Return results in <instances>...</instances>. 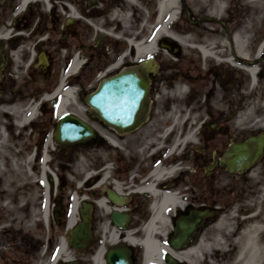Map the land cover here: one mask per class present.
<instances>
[{
  "label": "flooded vegetation",
  "instance_id": "af4514ba",
  "mask_svg": "<svg viewBox=\"0 0 264 264\" xmlns=\"http://www.w3.org/2000/svg\"><path fill=\"white\" fill-rule=\"evenodd\" d=\"M0 1V104H26L31 100H39L44 94L55 90L60 74L68 68L73 56L85 57L84 30L80 34L79 30L74 29L76 21L69 24L64 20L62 24L55 15L49 14L53 13V9L45 13L42 5H30L19 13L23 0ZM217 1L208 0V8L214 9ZM249 7L255 9V5ZM8 9L17 11L9 20ZM235 11L238 10L226 9L222 18L214 17L213 12L207 20L222 24ZM250 12L256 11L250 9ZM245 14L244 11L240 14V18L245 19L244 25L233 32H239L238 39L245 45L242 67L257 68L254 86L244 72L240 74V82H247L250 86L248 93L244 88L240 89L241 97L244 96L242 104L246 109L256 107L253 115L250 118L242 117L238 132L227 131L226 122L222 119L216 123L211 117H206L201 120L203 126L195 139L196 144L182 148L179 146L180 138L185 135L177 132L164 134L160 131L159 119L170 112L172 105L170 102L162 104V96L156 84L161 76L148 73L149 105L141 126L132 132L114 131L102 135L103 138H97L95 163L84 164L80 170L79 222L86 224L84 219L89 217L90 238L81 241L80 251L72 250L73 259L79 264H88L86 260L96 250L102 251L103 261L108 252L116 253L115 264H118V257L124 264H264V228H248L254 223L245 219L247 214L255 210L261 213L263 209L259 215H264V149L258 160L250 161L245 170L229 172L225 166L219 165L220 160L227 164L230 159L228 153L235 143L244 150L246 146L253 150L256 145L247 144L249 139L264 133L260 129L264 120V71L261 70V61H246L248 58H257V49L264 39V32L254 29L252 20L248 19L249 14L248 17ZM229 37L227 32L220 39ZM42 54L46 65L42 61ZM30 56L33 58L31 64L23 71L21 67L25 66ZM158 70L159 74L161 66ZM82 73L73 77V81H80ZM208 75L217 76L220 85H226L229 78L228 74L211 69ZM225 76L228 78L224 79ZM81 90V85L77 84L78 98ZM200 102L208 106L210 101L200 97ZM52 108L53 103L49 101L41 104L40 112L46 115L47 110ZM167 124L165 121L164 125ZM212 124L218 129L217 133L206 131ZM151 127L153 131L147 132ZM105 138L112 140L115 146L108 148L103 142ZM181 151L186 152L188 161H191L182 170L177 165L180 158L175 156ZM213 161L216 165L207 173L205 169ZM156 172H169V175L155 182L154 190L166 193L183 189L176 199L184 202L185 206L174 213L169 227L144 229L142 226L148 217L145 213L137 215L134 209L139 203L149 205L158 200L141 192V188L150 183ZM188 176L189 182L186 181ZM6 177L10 179L6 185L12 188L0 182V264H50L52 254L46 252V249L40 256L42 246L35 240L32 243V238L23 234L16 227V222L22 215L27 218L34 215L52 218L53 210L47 207L39 212V207L31 204L28 206L27 200H22L28 199V195L33 194L32 190L38 187L27 185L28 180L21 184L11 180L8 174ZM109 191L124 204H112L107 197ZM42 199L43 195L37 194L34 202L39 204ZM48 201H52L50 195ZM116 208L125 209L123 213L127 220L123 228H117L112 223L111 215L116 212ZM189 215L193 221L197 219L195 228L175 248L173 241L182 234L177 229V220ZM224 218L230 228H214ZM145 240H149L155 247L149 259L146 258ZM190 249L194 252L185 256ZM25 257L31 261L25 260Z\"/></svg>",
  "mask_w": 264,
  "mask_h": 264
},
{
  "label": "rangeland",
  "instance_id": "374dc122",
  "mask_svg": "<svg viewBox=\"0 0 264 264\" xmlns=\"http://www.w3.org/2000/svg\"><path fill=\"white\" fill-rule=\"evenodd\" d=\"M61 1H68L70 4H73L78 13L82 15L81 18L83 19L75 24L74 29L77 31L79 30L80 34L81 31L84 30L83 41L85 43V47L87 48V52L85 53V59L87 60V63L86 68L83 70L82 78L80 79V81H73L72 78L69 79L72 84L81 85L82 93L79 98L77 97L75 99L74 104L71 103L67 107V111L72 112L78 118L91 124V126L98 134L100 132H111L109 128L105 127L94 117V112L85 104L84 100L87 95H89L96 89L99 83L97 79L98 75L100 73L103 74L106 68L114 63L115 58L119 54L121 55V51L124 49V46H126V43L121 40L113 41L115 37L109 34V36L107 37L110 39L106 38L104 40L105 42H103V44H105L103 45L105 46L104 48L101 46L100 50H94L91 47L95 46L97 34L99 31L105 32V34L113 32L119 33L118 35H121L120 31L118 30L121 29L120 26L122 27V25L130 26L131 36H136L138 31H140L141 29L143 31V34L147 36L146 30L152 29L156 24L155 17L158 0H133L134 3H130L128 0ZM182 1L184 5H181V3L178 2L180 14L177 22L168 27L169 32L172 31L180 35L178 36V40H180V42L166 41L165 44L169 45L170 49L164 48L160 50L158 48V52L151 56H153L155 63H157L159 66H162L159 72V75L161 77L156 83L159 86V84L162 82V87L160 89V95L162 96L163 100L162 104L165 105L169 102H172L174 113L175 110L177 113L179 109L181 117H184L187 112H189V124H187V128L182 129V131H186L183 133H192L191 135L193 141L191 142L196 143L197 141L194 139L195 136L197 137V134L200 132L199 121L201 120V118L203 119L204 116L207 115L208 117H211L213 122L216 123L219 121V119H222L226 122L225 129L227 131L238 132L240 131L239 128L242 123V117H249L253 115V111L256 110V107H247L246 109L242 104L244 96L241 97L240 89L244 88L243 90H247L248 93L250 88L247 82L245 84L240 82V73H242L241 70H239L238 67H231L229 64H226L224 58L220 57L221 55L219 56V54H221V52L226 49V45H228L231 50L230 58L233 59L234 64L240 65V63L238 62L240 60L236 55L239 54V45L241 44L235 42L232 43L230 40L228 41V43H226L224 41L226 39L222 40V42L219 38L221 36H224L223 33H226L227 31H230L229 33H231L235 29H239L244 25L243 21L245 19L243 17L242 19L240 18V14H242L243 11L246 12L245 17H248L249 14L250 18L248 19L252 20L253 23H251V25L253 26V28L264 32V0H241L238 6L235 4V2H226V0H219L215 4L214 9L208 8V0H180V2ZM253 3H259L261 5L259 8L255 7L256 12L254 13L250 12V9L254 10V8L249 7V5ZM63 4L58 2L57 4H55L57 7L53 9V13H49L55 15L62 22V24L66 18L63 15V12H66ZM62 6L64 7V9H61ZM219 7H229V10H236L238 8L240 9L233 12L229 18L225 19V28L221 24H209V21L206 20L209 14H212L216 11V8L219 12ZM38 9H41V7H38ZM14 11L15 10L12 9L7 11V13L9 14L8 20L13 18ZM250 14H253V16ZM232 21H235V23H233ZM246 25L248 24H245V26ZM245 26L244 29L246 28ZM115 27L116 31L114 29ZM245 30L247 31V29ZM122 36L124 35L122 34ZM190 43H194V45L198 46H203L205 49L209 50L210 53H212L213 58H203L200 52L195 47L188 46L191 45ZM223 45L225 46L223 47ZM213 47L219 48L218 50L221 52H217V50L213 51ZM70 49H72L71 40ZM90 49H92V51H90ZM126 53L129 57L127 60H129V62L133 64V58L134 56L136 57V55H133V48H128L127 46ZM143 58H138V60L140 61ZM217 58L220 59V61H217ZM16 63L19 64L18 60L16 61ZM21 69L24 71L25 66L21 67ZM210 69L213 71L217 70L220 73L226 75L228 73L227 76L229 78L227 77L228 82L226 83V85H220L217 76H209L208 71ZM261 70L264 71V58L261 60ZM113 72L114 71H112V73ZM183 74H185L186 77H182ZM227 78L226 76L224 77V79ZM186 89H188L189 95L187 98L184 96ZM175 90L178 91L179 95L183 96L181 100L174 96ZM200 97H202V99H205L206 101H210L208 102L209 105H200L198 103ZM176 99L180 102H177ZM4 110L13 112L16 120L13 121L11 117H9L8 115L6 116ZM24 112L25 110L23 104L18 103L15 107L12 108L0 104V132H2L3 135L8 136V138L4 140L0 133V151H5L10 155L12 159H14L13 161L15 162V167L11 166L10 160L8 158H5L1 155L0 165H4L8 175L12 178L11 180L21 184L27 178L21 172V168H24L26 164L24 152L28 153L34 146L37 147L38 151L42 150L45 147L48 135L53 132L54 123L56 120L54 115L49 114L48 116L46 115L40 117L39 114V118L33 123V128L30 126L32 129H19L14 124V122L19 121L20 118L18 117H21L22 113ZM165 119V115H162L161 119H159L161 122L160 131H162V129L166 127V125H164ZM195 119L198 120L196 123V127L194 128L193 120ZM262 125V127L264 128V123ZM156 127L157 126H155V128ZM190 127L194 130L190 129ZM177 130L179 131L181 130V128ZM140 131L138 130L137 132ZM151 131H153L152 127L150 130L147 129V132ZM210 132L217 133L218 129L216 128V126L212 125ZM184 137L185 136H181L180 138V147H183V145H187L183 143ZM104 143L110 145L109 141H105ZM95 148L96 147L94 140L84 146H60L54 143L52 149L53 151H51L50 147H48L49 155L51 156V158H53L50 166H53V168L55 167V169L58 168L60 170H62V167L66 169L64 175L62 176L63 178H66L65 184L62 187L63 194L61 195L58 193L52 201L53 213L55 216L59 213L58 208L60 206L64 205L68 207L72 199V194L74 192L77 196H79L77 184L79 182L80 170L84 164L95 163ZM177 152H179V150ZM53 153L56 155L57 159L56 157H53L51 155ZM182 160L181 166L177 164L180 166L181 170L191 163V161H188L189 159ZM5 169L4 173L6 172ZM8 179L9 178L6 177V173L1 175L0 181L2 182L3 186H8L6 185L8 183ZM27 180L29 181L28 178ZM189 180L190 179L188 176L186 181L189 182ZM70 184H74L75 189L71 188ZM8 187L12 188V186ZM40 188L38 187L37 189L32 190L33 194L31 195L30 193L28 195V199L24 198L22 201L27 200L31 202L32 205L40 208L41 205L34 202V197L35 195L40 193ZM52 204L50 207H52ZM134 211L135 213H137V215H139L140 213H145L146 215L149 214L148 206L146 207V203L144 202L136 205ZM38 218V215L32 218H27L22 215L20 216V219H18L19 222L16 223V227L20 228L23 234L27 232V235H31V238L33 240H41L43 235H45V232L43 231H46V228L44 227L42 221ZM262 218V221H264V217ZM137 219L135 220L137 221ZM63 222V219L60 220L57 217H53V219H51L48 224L49 231L54 232V239L52 244L53 250L56 247L57 236L59 234L65 233L66 222ZM262 223L264 224V222ZM68 253L73 256V253L69 250ZM25 260L31 261L29 257H25Z\"/></svg>",
  "mask_w": 264,
  "mask_h": 264
},
{
  "label": "water",
  "instance_id": "95a60500",
  "mask_svg": "<svg viewBox=\"0 0 264 264\" xmlns=\"http://www.w3.org/2000/svg\"><path fill=\"white\" fill-rule=\"evenodd\" d=\"M147 92V78L140 77L134 71H125L100 81L97 89L87 96L86 104L95 111L97 118L105 125L120 132H126L139 125L146 107ZM93 136L94 132L87 123L64 114L56 127L54 140L64 145L83 144L92 139ZM249 142L257 143L254 152L243 151V148L238 144L232 147V152L229 153L231 159L227 164L230 171L246 168L251 154L253 160L259 156L264 147V136L251 138ZM220 164L222 165L223 162L221 161ZM109 199L114 203L119 200L113 193H109ZM112 217L113 222L117 225L123 221V217L117 213L113 214ZM177 227L182 231L180 239H184L187 233L194 228V223L189 219L179 222ZM84 234V228L78 225L70 234V245L77 248L79 239ZM115 257V254L109 253L107 263L115 264ZM116 261L118 264H124L119 257L116 258Z\"/></svg>",
  "mask_w": 264,
  "mask_h": 264
},
{
  "label": "bare ground",
  "instance_id": "6f19581e",
  "mask_svg": "<svg viewBox=\"0 0 264 264\" xmlns=\"http://www.w3.org/2000/svg\"><path fill=\"white\" fill-rule=\"evenodd\" d=\"M26 1L28 0H24L22 2L21 5V9L24 7ZM31 1H35V0H31ZM130 3H134L133 0H128ZM177 2L178 0H162L159 5H158V12H159V16H158V35H165V36H171L169 34V32L167 31L168 26L171 24L172 21H174L175 16L177 14ZM168 13V16L165 20H163L161 17L163 14ZM164 23V25H163ZM177 40V39H176ZM178 42H180V40H177ZM237 41V39H236ZM237 43V42H236ZM129 45L133 48V51L136 55L137 58H141L144 57L146 55H150L156 52V43L155 41L150 42V43H146V42H139V43H133L132 41L129 42ZM264 47V44L263 46ZM198 49L201 51V53L203 54L204 58H207L209 56V52L204 48V47H198ZM228 63H231V65H234L232 62V59H229L227 61ZM79 63L75 60L72 64V66L70 67L69 71H68V76H70L71 74L76 73L77 69L79 68ZM63 85V83L61 84V86ZM62 87H60V89L56 92V94H59V91L61 90ZM72 91L68 90L65 92L64 99L60 100V102L58 103V106L55 110V117H59L62 114L66 113V109L68 107V105H70V103L72 102ZM36 116V111L35 108H31L28 110L27 115L25 116V118H23V120L21 122H19V126H22L23 124L31 121L32 119H35ZM190 140V137L187 138V141ZM49 145H53V143L51 142V137H49V141H48ZM171 174V173H170ZM166 175H169L168 173H163L161 174V172H156L154 174V176L152 177V180L150 181V183L146 186H144L143 188H141V192H146L150 195H152L155 199L158 200H154V202L150 205L149 209H150V218L149 220L146 222V224H144V228L145 229H159L162 227L167 226V213L176 205L180 206V203L177 202L176 199V195L174 193H159L157 191L154 190L153 188V184L155 182H159L164 180V177ZM76 208H77V202L76 199H74L73 204H72V212L70 214V217L67 221V226L66 229L69 230L73 227V225L75 224L76 221ZM251 221L254 220H263L262 217H260L259 215H255L253 217L250 218ZM216 229L219 230H224V229H228L230 228V225L225 222L224 220L219 221V223L214 227ZM252 228L256 229L257 226H253ZM147 235V233H145ZM155 251V247L153 246V244L151 242H149V240H145V253H146V258L149 259L152 254ZM194 252V250L190 249L187 251V253H185L186 255L192 254ZM59 258L63 257L65 260H69V256L66 253V246H65V242L63 239L60 240V246H59ZM92 263L93 264H104L103 260H102V251L99 250L96 252V254L93 256L92 258Z\"/></svg>",
  "mask_w": 264,
  "mask_h": 264
}]
</instances>
